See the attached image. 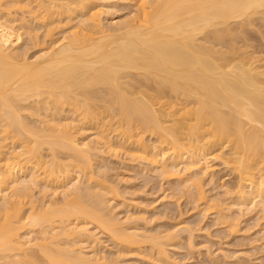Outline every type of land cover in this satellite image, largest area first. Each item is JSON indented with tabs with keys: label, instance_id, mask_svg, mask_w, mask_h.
Wrapping results in <instances>:
<instances>
[{
	"label": "bare ground",
	"instance_id": "1",
	"mask_svg": "<svg viewBox=\"0 0 264 264\" xmlns=\"http://www.w3.org/2000/svg\"><path fill=\"white\" fill-rule=\"evenodd\" d=\"M39 1L36 19L44 22L43 40L32 33L37 38L33 43L49 38L51 45L31 59L19 45L23 31L32 37L26 14L35 17L38 7L14 0L20 17L12 6L0 16V264H105L83 251L90 246H82L85 240L98 241L90 224L119 244H137L139 229H129L124 222L120 227L116 215L108 217L109 209L103 211L109 200L106 186L87 178L89 184L82 189L75 181L74 173L91 170L93 155L114 152L112 132L137 144L143 151L137 156L165 175L211 174L210 163L220 159L238 175L233 205L251 204L264 211V66L248 49L253 43L249 37L248 44L246 37L243 41L253 56L243 44L242 51L238 36H245L240 30L244 23L264 20V0H127L135 11L114 28L104 24L108 16L100 17L105 8L91 10L96 1ZM55 12L67 22L56 21ZM71 18L75 24L53 39L54 30ZM27 116L36 117L38 125ZM81 123L100 124L94 142L78 137ZM147 133L155 136L156 145L146 144ZM44 145L52 155L49 166ZM58 151L68 152L71 161L57 159ZM38 167L43 171L38 173ZM190 175L184 182L195 181ZM39 181L45 187L58 181L62 189L54 190L62 201L51 198L35 204L30 190ZM26 198L29 212L23 208ZM37 226L43 234L33 236V242L24 235ZM31 248L47 263L45 258L39 263Z\"/></svg>",
	"mask_w": 264,
	"mask_h": 264
},
{
	"label": "rangeland",
	"instance_id": "2",
	"mask_svg": "<svg viewBox=\"0 0 264 264\" xmlns=\"http://www.w3.org/2000/svg\"><path fill=\"white\" fill-rule=\"evenodd\" d=\"M3 1L4 0L0 1V8H1L0 16L1 17L2 15H4L3 13H6L7 10L11 9L8 6H12V10L14 11L16 10L15 8H17V7H13L11 3V2H14V0L13 1L6 0V3L5 1L4 2ZM27 1H29V3H31L34 7L35 6L38 7L39 0H27ZM43 1H46V0H43ZM87 1L88 0H85L84 2H87ZM94 1H96L95 2L96 4L92 6L91 10L92 9L93 11L96 9L99 10L101 9V6L102 8H105L104 13L107 12L105 13L106 15L101 14L100 17L105 18L108 16L107 20L109 22L106 21L104 24H106L109 27H112L114 23L117 22L118 20L119 21L122 20L128 13L135 11V7H133V4L128 3L129 1L127 0H110V3L109 1H105V0H93L91 2L94 3ZM7 2H9V4ZM39 2H41V0ZM106 2L107 4L105 5L104 3ZM111 4H113V6ZM127 4L129 8L127 7ZM130 5H132V7H130ZM97 7L98 8L100 7V8L98 9ZM115 7L117 8L119 7V8L117 9ZM39 8L40 7H38L37 10L35 8V11H36L34 12L35 17L34 15H31L28 13L29 15L33 16L31 18L32 20H30L31 16L29 17V15L26 14L28 17L27 25L29 23L30 24L32 23L30 25L31 27L29 26L28 28H26L25 26L24 29H21L20 26L18 25L17 28H20L21 30H25V28L30 29V30L32 29L31 34L35 33L36 36L42 37L41 35L43 34L42 32L44 31V28L40 29V26L43 25L44 22H42L43 20L36 19V17H38L39 13L41 12L40 11L41 8L40 9ZM106 8L109 11H106L107 10ZM2 9H3V12H2ZM88 10L90 11V8ZM89 11L86 10V12H89ZM19 12L21 13V11L19 10L17 11L18 14L16 12H13L12 15H14L15 13L18 15V17H20L19 15L21 14ZM111 13H112V16H111ZM57 14L58 13H56L55 14L56 17H54L56 21L59 19L58 20L59 22H63L64 20L61 17H59L60 14L58 15ZM256 17L257 16H255L254 18ZM60 18L62 19V21H60ZM259 19L261 22L258 21ZM72 20L76 22V20L71 18V22L69 21L70 23L68 22L66 26L64 25L66 23H61L62 25H60V28L57 27L54 30L55 38L53 39L59 38L62 35V31L67 29L66 27H70V25L72 26L73 24H75V22H72ZM255 20L257 22H254ZM255 20L254 21L252 20V22L256 26L258 25L257 29H256V26L253 25L252 22H251L252 25L250 26H249L250 23L247 22L248 26L246 25V23H244V26L248 29H246L245 27L242 28L239 26L242 33L244 34L245 32V36H243L242 34H241L242 37L240 36V34L238 35L240 37L239 39L240 44L239 43L238 44L239 46L242 44L245 46L248 41V40L246 41V39L249 37L250 41L248 43L253 42V43H250V45L253 46V48L251 49L250 48L251 46L249 45L250 47L245 46L246 49L249 47L248 49L251 50V53L255 52L254 53L255 58L257 55L261 56L262 59H259V57L257 56L259 60V65L261 63L262 66H264L263 64L264 63L263 62V58H264V39H263L264 38V33H263L264 24H263V21L264 20H261V18H257ZM65 21L67 22V19ZM59 22L56 24L57 25L60 24ZM259 24L260 25L262 24L261 25L262 27ZM232 26L234 27L236 26V30L238 31L237 29L238 25L233 24ZM252 26L253 27L255 26V27L251 28ZM114 27L115 25L112 28ZM21 30H20V33L22 32ZM34 30H37V32ZM57 33L59 34V36L57 35ZM22 34H24V36L22 35L23 40H21L20 42L21 45L19 46L20 48L23 49V51L27 55L26 57L27 58L29 57V59L35 57L36 54L38 53L40 54L41 49L43 48L46 49L47 47L49 48L50 47L49 45H51V43H49L51 41L49 40V38H46L49 41L45 40V42L42 41L43 37H42V40L39 38L41 41L35 42L34 44L33 43L34 40L37 41V38H35V35L33 36L32 34L31 35L32 37H30L29 35L27 36V33L25 34V31H23ZM24 37L26 39H24ZM243 37H246L244 38L246 43L245 41H243ZM250 37H252L253 40ZM30 38H32L33 41ZM241 39L243 43L241 42ZM36 43L40 45H37ZM41 46L42 48H40ZM242 46H241V49H242ZM245 47H244V50L242 49L244 53H245ZM248 49L246 51H248ZM247 53L249 55L250 51L246 52V54ZM28 117L30 116H27L26 118ZM30 118H28V121L30 120L31 122H34L35 124L38 125V122L36 120H35L36 122L33 121L34 119H36V117L35 118L33 117L34 119L32 120ZM100 123L101 125L100 124L99 125L101 126V129H102L103 122L100 121ZM96 124L95 125L93 124L91 126L86 123H81L80 126L82 125L84 126L80 128L81 132H79L80 135L78 134V137L82 138L83 141L85 142H89L90 140L95 141V139H97V136H98L97 134L101 130L99 128L100 126ZM82 128L83 130H81ZM107 129L108 131L110 130L112 131V129H110L109 126ZM116 136L117 134L116 133L114 134V132H112L110 135L112 139L111 141L113 143L112 145L113 147L115 146V147H120V148L114 147V152L113 151L108 152V150L105 148L107 152L106 150H104L105 152H102V153L98 152L97 156L93 155L92 156L93 157V161H92L93 167L89 166L91 170L89 169L87 171H80V169L79 170L76 169L80 172L76 174L74 173L75 177L77 178L75 181L77 183L80 181L78 186H80V188L82 187L83 189V187L86 188V186H88L89 178H90L89 182L93 183V181H95V183L93 184H96L97 182L96 180L99 179L98 182H100L101 185L103 183L102 188L106 186L104 187L103 191L107 192L108 190L111 193L110 194L108 192L109 193L108 195V193L105 192V194H107L106 197L109 199L108 200L109 202L108 201L104 202L103 205L106 208L105 207L104 209L102 208L103 211H107L109 209L107 211L108 213L105 212V214L106 213L108 214V217L113 218V216L116 215L114 217H116L117 221H119V224L124 222L126 223L124 224L126 225L125 227L129 229L132 228L133 230L134 228L136 231H138L139 229L138 231L140 234L139 241L137 242V244L132 243V245L134 244L135 246L134 245L132 246L131 244H119L110 236L108 232L100 230L99 228H96L95 225L90 224L87 227L91 229L92 233L94 232V234H96L98 241L94 242L92 240H89V241L85 240L84 241L85 244L83 245L82 243V246H87V247L89 245L90 246L88 248L84 247L85 250L83 248V251L88 253V255L90 256H92V254L93 256L98 255L100 258H102L101 262L105 264L107 263L108 264H264V211L260 212L258 207L255 208L254 205H251V204L248 206L247 205L240 206L239 204L234 203L233 205V202L235 200L233 196L234 195L233 191L237 190L236 187L238 185V175L233 172L232 167L227 166L222 161H220V159L213 160L212 158H210L211 160H213L210 163L212 165L211 170H213L211 174L203 173L204 175L198 174V176L193 174V177L190 174H188V177H187V174H184L185 175L184 176L183 173L176 174L177 176L175 174L174 175L172 174L171 176L170 174L165 175L161 172L160 168H157V166H152L148 164L146 160H143L144 159L143 157L140 159V157L137 156V155L140 156L141 153L143 152L140 149V147H138L137 144L131 143L132 144L131 145L130 141H128L126 138H123L124 136H122V138H120L121 136L118 137L119 135L117 136L118 138ZM143 138H144V141L146 140L147 143L146 142L145 143L147 145H153L154 143H156V141L154 142V140L156 139L155 136L153 135L150 136L149 133L143 135ZM126 140L128 141L127 143H126ZM9 141H10V145L12 146L13 144L11 143V139L7 140V142ZM120 141L122 142L120 143ZM123 142H125L126 145ZM101 145L102 144H99V147ZM44 146H45L44 148H46L44 149L46 151H43L44 160L47 162L46 165L49 166L51 165L50 160H52L51 159L52 155H51V152L49 151V148L46 147V145ZM157 147L160 149V146L157 145ZM103 149L101 146V150ZM136 150L138 151L136 152ZM61 152L58 151L56 153L60 157L58 158L57 156V159H60V161L62 162H63V159L71 161L69 160L70 157H67L69 154L68 152L66 151H63L62 153ZM132 152L134 155H132ZM159 164H161V162ZM39 170H38V173L43 171V169L42 170L39 169ZM85 172H87L86 176L88 177L85 176ZM79 173L81 177L79 176ZM189 175L191 179L195 178V181L187 180L190 182L189 183L184 182L186 180L184 178L186 177L189 178ZM78 177L80 178L78 179ZM84 180H87V181H84ZM38 183L41 185V188ZM48 183L49 184L46 187H45L46 184H44L43 181L34 183L33 184L34 186L32 185L30 194H31V199L35 200L36 202L35 204L42 205L44 204L45 201L48 202V200H51V198H55L57 200H61L63 198V196H61L60 194L56 195V192H57L56 190L62 189L60 185L58 186L59 184L58 181L57 183L55 181V184H54V181H51ZM101 185L100 186L98 185V186L101 188ZM195 186H197V188ZM85 188H84V191L86 190ZM40 189L41 190L44 189V190L40 191ZM202 191L204 193H202ZM54 192L55 194H53ZM24 200L26 202H24L23 200L22 201L23 203H26V205H24L25 207L23 208L24 210H26L30 203L28 202V205H27V198ZM109 207H111V209ZM24 210L22 211L23 213H25ZM24 215H26V213ZM122 224L120 225V227H123ZM37 227H35L36 229L33 228L34 230L29 229V231L27 232H29L30 235L28 234V236L27 235H24V236L27 238L29 237L30 240L32 239L33 242H35L36 240L35 238L36 237L38 238L41 236V234H43L41 232L42 228L38 227L39 228L38 229ZM169 233H171L172 235L167 236ZM162 235L167 236L165 237V240ZM33 236L35 238H33ZM151 237H154V238H151ZM145 239L147 241H144ZM154 239L156 240L159 239V241L161 240L162 244L161 245L157 244ZM154 242H155V245H154V248H152L153 247L152 244ZM141 243H144V244H141ZM164 244H167V245H164ZM157 245H159L160 247ZM91 246H92V249H91ZM158 247L162 250L166 249L165 253L164 251L162 252V250L160 252L159 251L160 249ZM29 250L28 251L30 253H33L34 258L37 257L36 259L39 260V263L45 262L46 257L42 256V253L40 251H38L36 248L35 249L31 248ZM39 252L41 253V256ZM105 258L107 261L105 260ZM45 263H47V259Z\"/></svg>",
	"mask_w": 264,
	"mask_h": 264
}]
</instances>
